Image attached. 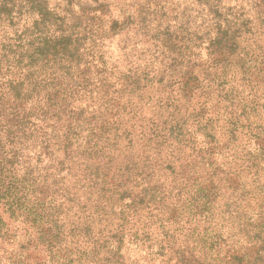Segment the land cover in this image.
<instances>
[{"label": "trees", "instance_id": "1", "mask_svg": "<svg viewBox=\"0 0 264 264\" xmlns=\"http://www.w3.org/2000/svg\"><path fill=\"white\" fill-rule=\"evenodd\" d=\"M0 264H264V0H0Z\"/></svg>", "mask_w": 264, "mask_h": 264}, {"label": "rangeland", "instance_id": "2", "mask_svg": "<svg viewBox=\"0 0 264 264\" xmlns=\"http://www.w3.org/2000/svg\"><path fill=\"white\" fill-rule=\"evenodd\" d=\"M89 1H94V0H89ZM127 32V30H125L124 32H122L123 34H125ZM223 210H221L220 212H222ZM226 223L227 224H229L230 225V223L231 222H233V218H234V220H237V221H240V223H242L244 220H243V217H242V215H241V213H239L238 215H235L233 218L231 217V216H229V215H227L226 217ZM229 231V230H228ZM230 231H232V230H230ZM229 231V232H230ZM231 233V232H230Z\"/></svg>", "mask_w": 264, "mask_h": 264}]
</instances>
